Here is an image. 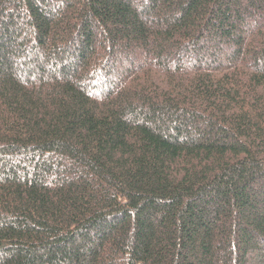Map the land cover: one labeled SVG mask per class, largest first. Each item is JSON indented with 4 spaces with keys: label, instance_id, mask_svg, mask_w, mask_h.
Listing matches in <instances>:
<instances>
[{
    "label": "trees",
    "instance_id": "1",
    "mask_svg": "<svg viewBox=\"0 0 264 264\" xmlns=\"http://www.w3.org/2000/svg\"><path fill=\"white\" fill-rule=\"evenodd\" d=\"M0 264H264V0H0Z\"/></svg>",
    "mask_w": 264,
    "mask_h": 264
}]
</instances>
